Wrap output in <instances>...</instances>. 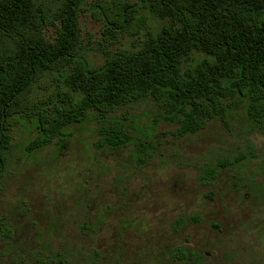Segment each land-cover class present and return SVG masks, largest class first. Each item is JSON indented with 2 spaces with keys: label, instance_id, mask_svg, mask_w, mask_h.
Here are the masks:
<instances>
[{
  "label": "rangeland",
  "instance_id": "374dc122",
  "mask_svg": "<svg viewBox=\"0 0 264 264\" xmlns=\"http://www.w3.org/2000/svg\"><path fill=\"white\" fill-rule=\"evenodd\" d=\"M99 3L88 0L80 19L94 66L140 41L106 42ZM58 85L44 80L34 100ZM111 118L91 115L33 153L36 118L16 120L0 179V264H264V133L246 104L228 124L214 120L186 136L153 99ZM111 121L132 143L98 146Z\"/></svg>",
  "mask_w": 264,
  "mask_h": 264
},
{
  "label": "trees",
  "instance_id": "16d2710c",
  "mask_svg": "<svg viewBox=\"0 0 264 264\" xmlns=\"http://www.w3.org/2000/svg\"><path fill=\"white\" fill-rule=\"evenodd\" d=\"M140 3L100 0L95 16L104 22L106 42L140 41L108 51L94 66L81 35L88 0H0V179L17 119L37 120L28 153L61 140L65 128L91 115L112 119L118 109L147 99L178 119L179 136L214 120L228 124L242 104L264 133V0ZM44 80L57 81V91L34 100ZM111 122L98 146L132 143L123 123Z\"/></svg>",
  "mask_w": 264,
  "mask_h": 264
}]
</instances>
